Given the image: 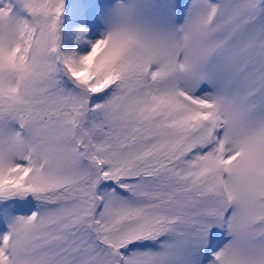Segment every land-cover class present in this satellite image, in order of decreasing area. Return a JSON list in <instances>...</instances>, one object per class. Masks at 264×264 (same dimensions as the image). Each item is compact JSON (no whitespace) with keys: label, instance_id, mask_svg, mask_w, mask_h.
<instances>
[{"label":"snow or ice","instance_id":"1","mask_svg":"<svg viewBox=\"0 0 264 264\" xmlns=\"http://www.w3.org/2000/svg\"><path fill=\"white\" fill-rule=\"evenodd\" d=\"M0 264H264V0H0Z\"/></svg>","mask_w":264,"mask_h":264}]
</instances>
